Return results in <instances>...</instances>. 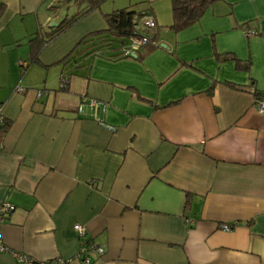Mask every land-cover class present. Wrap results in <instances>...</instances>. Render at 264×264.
I'll list each match as a JSON object with an SVG mask.
<instances>
[{
  "label": "crops",
  "instance_id": "1",
  "mask_svg": "<svg viewBox=\"0 0 264 264\" xmlns=\"http://www.w3.org/2000/svg\"><path fill=\"white\" fill-rule=\"evenodd\" d=\"M71 2L0 0L5 245L72 259L80 224L105 249L92 264H264V0H220L178 33L172 0H107L48 42ZM123 9L157 22L158 47L81 45Z\"/></svg>",
  "mask_w": 264,
  "mask_h": 264
},
{
  "label": "trees",
  "instance_id": "2",
  "mask_svg": "<svg viewBox=\"0 0 264 264\" xmlns=\"http://www.w3.org/2000/svg\"><path fill=\"white\" fill-rule=\"evenodd\" d=\"M72 0H64L65 3H69ZM88 4V9L81 11L71 18H65L58 27L54 28L49 35V41H53L56 37L68 31L77 22L84 18L90 12L99 9L103 3L107 0H83ZM220 0H172L174 24L172 30L175 32H181L191 25L197 23L204 15L205 11L214 3ZM145 14L138 13L131 9H123L116 11L106 17L107 30L102 32H96L91 34L86 40L81 42L87 44L89 42L94 43V46H100L97 51L103 48L102 46L108 44L113 46V42L117 41L121 44L124 40L132 37L135 32V23L142 19ZM47 42V41H46ZM44 43V42H43ZM152 45H150L151 47ZM105 47V46H104ZM154 47V46H153ZM152 48V47H151ZM117 56V55H116ZM119 57V56H117ZM238 67H241V62L236 60ZM248 70L249 68H241ZM66 80V87L69 85V81ZM233 87V85H231ZM8 127V126H7Z\"/></svg>",
  "mask_w": 264,
  "mask_h": 264
},
{
  "label": "built area",
  "instance_id": "3",
  "mask_svg": "<svg viewBox=\"0 0 264 264\" xmlns=\"http://www.w3.org/2000/svg\"><path fill=\"white\" fill-rule=\"evenodd\" d=\"M158 31L157 22L149 17L145 16L135 23V32L134 35L120 44L121 57L133 58L136 57V54L139 50L147 45L159 46L156 41V34ZM249 36H256L257 32L248 31ZM62 88L66 87V80L63 78ZM44 95V92L39 91L38 97L41 98ZM84 106L90 107L93 111L97 112L101 108L105 111L106 105L103 102L83 98L80 111L83 112ZM258 107L260 112H264V97L259 100ZM5 123V118L2 114V109H0V127ZM13 206L9 203H5L1 207L0 223L3 222L4 217L7 214L13 211ZM221 229L225 232H230L233 229V226L224 224L221 226ZM74 230L78 233L80 239V249L77 253V256L72 259H62L57 258L51 262H33L29 257L24 254L15 252L5 245L3 239L0 235V254L9 253L12 254L19 262L27 264H71L75 259H79L83 264H92L93 255L103 256L105 254V249L94 244L91 239L88 238L87 228L78 224L75 225Z\"/></svg>",
  "mask_w": 264,
  "mask_h": 264
},
{
  "label": "rangeland",
  "instance_id": "4",
  "mask_svg": "<svg viewBox=\"0 0 264 264\" xmlns=\"http://www.w3.org/2000/svg\"><path fill=\"white\" fill-rule=\"evenodd\" d=\"M58 1V0H57ZM59 3H57L58 5ZM76 4L74 2H71L69 5L66 6H62L57 12V15H59V17L62 19L66 18L67 16H73L75 14V9H76ZM173 32V31H172ZM113 46L118 48L119 47V43L117 41L113 42Z\"/></svg>",
  "mask_w": 264,
  "mask_h": 264
}]
</instances>
